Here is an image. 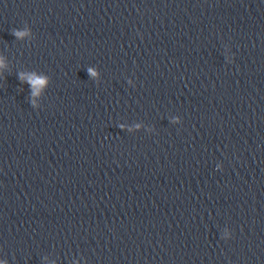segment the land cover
<instances>
[{
	"label": "water",
	"instance_id": "water-1",
	"mask_svg": "<svg viewBox=\"0 0 264 264\" xmlns=\"http://www.w3.org/2000/svg\"><path fill=\"white\" fill-rule=\"evenodd\" d=\"M0 260L264 264V0H0Z\"/></svg>",
	"mask_w": 264,
	"mask_h": 264
},
{
	"label": "clouds",
	"instance_id": "clouds-1",
	"mask_svg": "<svg viewBox=\"0 0 264 264\" xmlns=\"http://www.w3.org/2000/svg\"><path fill=\"white\" fill-rule=\"evenodd\" d=\"M18 35H20V34H18ZM0 264H4V261L0 260Z\"/></svg>",
	"mask_w": 264,
	"mask_h": 264
}]
</instances>
